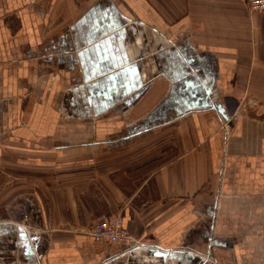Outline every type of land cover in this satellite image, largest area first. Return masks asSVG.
Returning <instances> with one entry per match:
<instances>
[{
	"label": "crops",
	"instance_id": "0c3cea01",
	"mask_svg": "<svg viewBox=\"0 0 264 264\" xmlns=\"http://www.w3.org/2000/svg\"><path fill=\"white\" fill-rule=\"evenodd\" d=\"M146 27L175 45L152 77L135 33ZM184 80L210 85L211 105L179 115L186 109L173 92ZM114 129L127 135L89 144L64 138ZM157 131L170 135L177 154L135 190L112 171L105 197L88 186L47 192L51 214L30 231L38 264H101L121 253L89 235L103 208L121 209L132 237L157 246L149 256L188 244L241 250L264 237V12H250L244 0H0L4 142L48 140L63 154L111 150Z\"/></svg>",
	"mask_w": 264,
	"mask_h": 264
},
{
	"label": "rangeland",
	"instance_id": "374dc122",
	"mask_svg": "<svg viewBox=\"0 0 264 264\" xmlns=\"http://www.w3.org/2000/svg\"><path fill=\"white\" fill-rule=\"evenodd\" d=\"M76 1L78 4H82L89 0ZM137 31L138 29H135L136 37H139L141 41L138 47L143 55L140 58L146 66L149 77H152L153 69L158 67L157 61L161 60V63L165 64L163 56L170 52V49H173L175 45L164 40L161 35L147 27L145 32ZM133 52L134 50H132ZM183 54L185 55L186 52L183 51ZM189 59H191L190 56H188ZM189 68L195 70V64L194 68L193 65H190ZM194 77L196 76L194 75ZM162 85L165 87L164 83ZM166 86L168 87V83ZM166 90L162 92L163 95ZM31 94L35 95L36 91ZM144 114H136L135 118L131 117L130 120L136 121ZM166 133L164 131L151 132L124 145L115 146L111 150L105 149L103 145H98L73 149L68 151L69 153L64 151L63 154L50 151L52 146L44 145L49 142L48 140L44 141L43 145H27L24 141L11 143L7 140L4 142L7 139V134L2 133L0 135L2 145L0 149V205L6 206L7 211L0 212V224L12 221L16 226L15 228L6 226L9 233L0 236V264H28L24 248L21 247L18 238V228L22 226L29 235H32L30 231H36L32 226L33 222L51 214L50 204L52 201L49 199H52V196L49 198L47 192L53 188L74 186L77 191H80V188L88 186L90 191L105 197L107 193L106 175L112 171L117 175L121 184L123 181L126 186L131 187V190H135L133 188H136L139 181H144L163 166L168 159L176 156L178 147L173 142H169L170 135ZM126 135L125 130L117 133V129H114L113 132H103L102 134L91 132L81 137L66 134L64 138L66 143L89 144L100 139L118 140ZM214 195L209 194L210 197ZM104 209L103 212H98L99 218L89 229L91 237L93 227L105 217L118 218L117 216H119L122 217L124 223L121 209L107 211ZM12 222L11 224H14ZM128 234L134 243L114 258L103 260L101 264H120L122 261L127 264H170L171 260H175L177 264H264V237L261 240L257 239L256 242L245 243L246 248L241 250H235L231 246L225 248L202 246L203 249H201L188 244L179 249L182 254L177 259L170 256H149L135 243L139 240L132 237L129 232ZM107 245L124 247L123 244Z\"/></svg>",
	"mask_w": 264,
	"mask_h": 264
},
{
	"label": "water",
	"instance_id": "95a60500",
	"mask_svg": "<svg viewBox=\"0 0 264 264\" xmlns=\"http://www.w3.org/2000/svg\"><path fill=\"white\" fill-rule=\"evenodd\" d=\"M117 25H120V23H118ZM106 30L107 29L103 28V31H101V35H103L102 32L106 34L107 33ZM194 62L195 59H189V63L191 65H194ZM212 85L213 83H211V86ZM174 89L176 90L173 92V94L176 95V101L181 104V107H184L183 110L186 109L185 111H180L179 115L189 112V109L208 107L211 105L210 100H211L212 90L210 88V85L206 87V90L204 91L202 88V84L200 82L196 80H191V81L184 80L182 82L177 83ZM202 93L203 95L201 97L200 94ZM178 94H180L181 97H179ZM213 107L219 110L221 113H223L222 112L223 108L221 105H217V106L213 105ZM6 226L8 227L14 226L15 228L16 225L11 223L0 224V236L2 235L5 236L9 233L6 229ZM18 231H19L18 238L20 240V245L21 247L24 248V253L28 261V264H38L37 245L39 242V238L34 237L33 235H29V233H27V231L22 226H19ZM179 253L180 251L178 250H172V251L159 250L157 255L163 257L170 256L172 258L178 259L179 258L178 256L180 255Z\"/></svg>",
	"mask_w": 264,
	"mask_h": 264
},
{
	"label": "built area",
	"instance_id": "2783aa9c",
	"mask_svg": "<svg viewBox=\"0 0 264 264\" xmlns=\"http://www.w3.org/2000/svg\"><path fill=\"white\" fill-rule=\"evenodd\" d=\"M247 8L251 12H264V0H244ZM105 217L99 223H97L92 229V237L97 242H103L107 244H123L124 249L133 244V239L128 234L126 227L124 226L122 217ZM144 251H150L156 245H149L142 242H135Z\"/></svg>",
	"mask_w": 264,
	"mask_h": 264
}]
</instances>
